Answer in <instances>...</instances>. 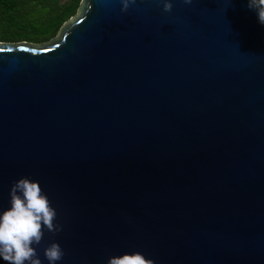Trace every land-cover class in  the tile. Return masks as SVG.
Returning a JSON list of instances; mask_svg holds the SVG:
<instances>
[{"label":"water","instance_id":"water-1","mask_svg":"<svg viewBox=\"0 0 264 264\" xmlns=\"http://www.w3.org/2000/svg\"><path fill=\"white\" fill-rule=\"evenodd\" d=\"M172 3L84 0L46 43L0 42V214L40 183L63 229L43 264L51 243L264 264V25L248 0Z\"/></svg>","mask_w":264,"mask_h":264},{"label":"clouds","instance_id":"clouds-1","mask_svg":"<svg viewBox=\"0 0 264 264\" xmlns=\"http://www.w3.org/2000/svg\"><path fill=\"white\" fill-rule=\"evenodd\" d=\"M163 12L171 13L172 0H159ZM192 4L193 0H183ZM122 11L127 12L136 0H122ZM248 8L256 12L258 21L264 25V0H248ZM11 207L0 214V258L7 264H43L37 248L44 240L45 231L56 234L62 226L56 224L57 211L44 194L38 181L21 178L14 182L10 191ZM48 264L62 261L65 252L58 243H51L44 249ZM107 264H155L140 252L109 258Z\"/></svg>","mask_w":264,"mask_h":264},{"label":"trees","instance_id":"trees-1","mask_svg":"<svg viewBox=\"0 0 264 264\" xmlns=\"http://www.w3.org/2000/svg\"><path fill=\"white\" fill-rule=\"evenodd\" d=\"M84 0H0V42L45 43L56 36Z\"/></svg>","mask_w":264,"mask_h":264},{"label":"rangeland","instance_id":"rangeland-1","mask_svg":"<svg viewBox=\"0 0 264 264\" xmlns=\"http://www.w3.org/2000/svg\"><path fill=\"white\" fill-rule=\"evenodd\" d=\"M19 43H21V42H19ZM46 43V42H45ZM40 44H43V43H40Z\"/></svg>","mask_w":264,"mask_h":264}]
</instances>
